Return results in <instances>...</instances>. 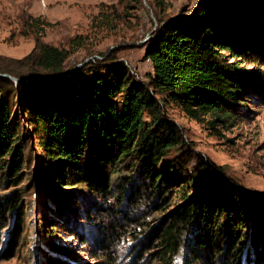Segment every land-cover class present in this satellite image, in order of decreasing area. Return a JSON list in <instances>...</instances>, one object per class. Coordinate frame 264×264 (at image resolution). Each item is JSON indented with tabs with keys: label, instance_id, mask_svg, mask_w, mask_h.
Segmentation results:
<instances>
[{
	"label": "trees",
	"instance_id": "16d2710c",
	"mask_svg": "<svg viewBox=\"0 0 264 264\" xmlns=\"http://www.w3.org/2000/svg\"><path fill=\"white\" fill-rule=\"evenodd\" d=\"M147 3L157 24L139 45L152 66L145 78L118 55L130 45L91 49L87 33L57 46L35 17L31 51L0 57V73L26 80L0 75V258L16 251L25 195L39 186L51 203L45 231L73 236L96 264H118L124 241L134 243L130 264H264V193L199 153L166 112L174 103L220 135L246 101L264 105V0H196L167 17L164 0ZM118 4L100 6L90 29L115 30L142 0ZM35 139L43 153L33 174ZM59 246L44 263L75 264Z\"/></svg>",
	"mask_w": 264,
	"mask_h": 264
},
{
	"label": "rangeland",
	"instance_id": "374dc122",
	"mask_svg": "<svg viewBox=\"0 0 264 264\" xmlns=\"http://www.w3.org/2000/svg\"><path fill=\"white\" fill-rule=\"evenodd\" d=\"M164 1L168 5L164 17L176 14L182 7L190 10L196 3V0ZM102 5L121 10L118 0H0V57L21 58L31 51L34 37L28 30L27 21L35 17L41 18L40 24L45 28L42 40L57 46L66 47L71 37L87 33L90 35L87 47L91 49L109 51L119 45H130L131 48L119 51L118 55L127 61L133 72L145 78V74L152 71V66L144 58L145 48L139 45L144 38L150 37L157 24L147 0H142V6L131 9L129 16L110 32L90 29V20ZM43 20L49 24H42ZM258 28L259 38L264 43V16L259 19ZM123 38L125 41L132 38L130 41L136 43L120 42ZM84 54L85 49L77 50L70 56L68 64L80 60ZM95 57L99 55L93 54L85 59ZM260 63L264 69V60ZM246 102L248 110L238 113L232 126L220 128V135L214 134L206 125L189 119L174 103L167 105L166 112L181 127L185 138L193 143L199 153L222 166L227 175L244 188L264 193V105L256 101ZM14 117H21L18 106ZM25 125L30 130L33 128L31 122ZM32 150L30 169L35 174L37 164H41L39 157L43 153L36 139ZM24 202L26 211L21 240L11 257L0 258V264H45L41 256L49 252L50 244L54 242L60 245L55 253L67 248L72 250L70 257L75 264H96V260L73 236L67 237L60 232L48 234L45 231L44 219L50 213L48 207L51 203L39 186L26 193ZM133 244L124 241L115 247L118 264H130L128 251ZM4 248L5 244H0V254Z\"/></svg>",
	"mask_w": 264,
	"mask_h": 264
},
{
	"label": "water",
	"instance_id": "95a60500",
	"mask_svg": "<svg viewBox=\"0 0 264 264\" xmlns=\"http://www.w3.org/2000/svg\"><path fill=\"white\" fill-rule=\"evenodd\" d=\"M148 38H144V40H142V42H144V41H146ZM87 60H89V58H87L84 62H86ZM80 65H82V63L81 64H79L78 66H80ZM0 75L1 76H5V77H8V78H10V79H12L14 82H21V81H26V80H20V79H17L16 77H13V76H11V75H9V74H7V73H0Z\"/></svg>",
	"mask_w": 264,
	"mask_h": 264
},
{
	"label": "clouds",
	"instance_id": "9594fccd",
	"mask_svg": "<svg viewBox=\"0 0 264 264\" xmlns=\"http://www.w3.org/2000/svg\"><path fill=\"white\" fill-rule=\"evenodd\" d=\"M174 264H181V258L179 256L175 258Z\"/></svg>",
	"mask_w": 264,
	"mask_h": 264
}]
</instances>
